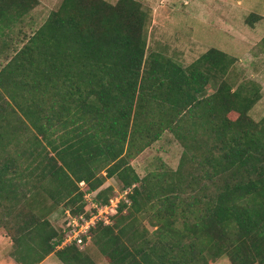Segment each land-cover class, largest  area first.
Wrapping results in <instances>:
<instances>
[{
	"label": "trees",
	"instance_id": "16d2710c",
	"mask_svg": "<svg viewBox=\"0 0 264 264\" xmlns=\"http://www.w3.org/2000/svg\"><path fill=\"white\" fill-rule=\"evenodd\" d=\"M39 2L0 0V25ZM146 26L134 0H61L0 70V225L21 264L51 253L89 264L55 249L62 233L45 216L60 203L83 212L87 193L107 203L114 176L137 186L130 208L91 230L110 264H264V118L249 115L259 88L228 83L234 59L217 49L187 67L147 56ZM164 132L183 148L177 168L140 178L130 161Z\"/></svg>",
	"mask_w": 264,
	"mask_h": 264
},
{
	"label": "rangeland",
	"instance_id": "374dc122",
	"mask_svg": "<svg viewBox=\"0 0 264 264\" xmlns=\"http://www.w3.org/2000/svg\"><path fill=\"white\" fill-rule=\"evenodd\" d=\"M105 1L114 4L117 0ZM134 1L147 14V56L160 53L180 66L187 67L209 49L225 53L234 59L227 82L233 87L246 81L255 83L259 88L260 98L249 115L255 122L264 118V0ZM60 2L61 0H40L39 4L23 17L22 22L15 20L9 28L0 25V70L5 66L7 58L21 46L18 41L36 31L49 14L58 8ZM252 15H259L262 19L250 26L247 19ZM182 152V146L172 134L164 132L157 141L132 159L130 165L140 178L160 168L161 164L175 170ZM136 186L137 184H133L129 188ZM106 187H111L113 194L125 190L121 188L122 184L116 176L104 180L101 189ZM82 189H85V186ZM86 199L94 198L91 196ZM47 203L49 205L51 201L47 199ZM127 207H131V201ZM63 208L64 203H60L52 213L45 216L52 228L60 234L65 219ZM86 210H89L88 205ZM37 211L36 207L32 210L33 213ZM0 213V217H3V213ZM110 214L109 212L108 215ZM141 226L149 232L153 230L145 220L141 222ZM142 227L139 229H143ZM89 235V241L78 250L82 251L89 264H110L99 251L91 232ZM55 249L62 248L55 246ZM16 251L11 237L0 225V264H21L16 259ZM30 259L33 260L34 257ZM40 264L62 262L51 253ZM210 264L230 263L226 257H221Z\"/></svg>",
	"mask_w": 264,
	"mask_h": 264
},
{
	"label": "built area",
	"instance_id": "2783aa9c",
	"mask_svg": "<svg viewBox=\"0 0 264 264\" xmlns=\"http://www.w3.org/2000/svg\"><path fill=\"white\" fill-rule=\"evenodd\" d=\"M80 186L83 187V183ZM132 188H127L122 193L115 192L108 202L103 205L95 202L94 199H86L91 196L94 198L96 192L85 194L84 199L89 206V210H86L87 205H85L83 212L76 215H72L69 210L64 211L65 219L63 220L64 225L61 231L62 239L56 245V248L72 245L81 250L85 246L86 241H89V233L93 228L99 223L109 225L111 223L110 217L118 213L120 204L129 205L128 195ZM109 212L111 213L110 215H108Z\"/></svg>",
	"mask_w": 264,
	"mask_h": 264
},
{
	"label": "crops",
	"instance_id": "0c3cea01",
	"mask_svg": "<svg viewBox=\"0 0 264 264\" xmlns=\"http://www.w3.org/2000/svg\"><path fill=\"white\" fill-rule=\"evenodd\" d=\"M22 22V21H21ZM12 23L6 24L7 26L3 25V27L5 28H9V25H11ZM2 26V25H1ZM42 263V262H41Z\"/></svg>",
	"mask_w": 264,
	"mask_h": 264
}]
</instances>
